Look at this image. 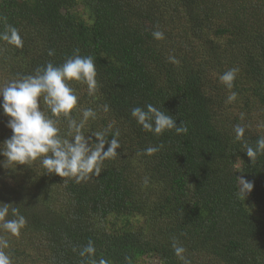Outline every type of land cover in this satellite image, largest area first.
<instances>
[{
    "label": "trees",
    "instance_id": "16d2710c",
    "mask_svg": "<svg viewBox=\"0 0 264 264\" xmlns=\"http://www.w3.org/2000/svg\"><path fill=\"white\" fill-rule=\"evenodd\" d=\"M5 22L23 43L0 41L2 85L79 49L97 69L94 96L72 82L78 104L98 112L87 131L111 124L122 145L80 184L38 163L0 167V202L27 219L19 237L4 233L13 264H81L73 248L89 240L108 264H181L173 238L192 264H264V154L252 164L243 151L264 135V0H0V32ZM233 67L238 95L224 107L219 76ZM149 103L187 133L143 130L131 109ZM8 119L0 108V142L12 135ZM149 146L159 151L144 155ZM239 177L254 185L247 195Z\"/></svg>",
    "mask_w": 264,
    "mask_h": 264
},
{
    "label": "clouds",
    "instance_id": "9594fccd",
    "mask_svg": "<svg viewBox=\"0 0 264 264\" xmlns=\"http://www.w3.org/2000/svg\"><path fill=\"white\" fill-rule=\"evenodd\" d=\"M152 36L156 40L165 38L161 30H154ZM0 41L14 47H21L23 43L19 30L6 22L0 32ZM48 55L54 56L55 51L49 49ZM168 61L179 63L173 55H169ZM238 72L239 69L233 67L219 76L220 82L229 90L226 103L237 99L238 94L231 90ZM72 82L85 85L89 96H94L98 88L95 60L90 55H81L79 49L62 64L49 61L36 68L34 74L20 75L0 86V108L9 118L6 127L12 133L0 142V156L4 157L0 160V167L16 170L21 165L32 167L38 163L45 174L69 177L80 184L93 176L100 177L104 162L120 155L117 151L122 147L118 139L120 132H113L111 124L99 131H87V125L97 119L98 112L78 104L79 96ZM99 107L103 112L109 111L106 104ZM74 112L78 119L73 118ZM131 116L143 130L157 136L173 129L178 135L188 131L184 122L177 126L174 116L164 107L162 110L150 103L133 107ZM61 120L66 122L64 132L58 126ZM233 131L235 139L241 141L246 128L236 124ZM109 135L111 139H107ZM158 151V146H149L143 154L151 156ZM243 151L255 164L258 155L264 154V135L259 136L254 144L244 142ZM239 181L240 191L247 195L253 189V183L240 177ZM12 205L0 202V231L19 237L27 219L18 207ZM9 246V240L0 236V264H13L10 254L5 251ZM171 247L181 264H192L185 255L186 248L176 238L172 239ZM73 251H78L81 264H108L106 259L97 260L92 240L79 250L74 247ZM125 259L131 264L130 258Z\"/></svg>",
    "mask_w": 264,
    "mask_h": 264
},
{
    "label": "rangeland",
    "instance_id": "374dc122",
    "mask_svg": "<svg viewBox=\"0 0 264 264\" xmlns=\"http://www.w3.org/2000/svg\"><path fill=\"white\" fill-rule=\"evenodd\" d=\"M2 85V82H0V86ZM234 103H226V100L222 103V106H224V107H226V106H232ZM254 125H258V124H261V120H259V119H253L252 118V121H251ZM0 236H4V237H6L5 235H4V233L2 232V231H0ZM23 264H25V263H23Z\"/></svg>",
    "mask_w": 264,
    "mask_h": 264
}]
</instances>
